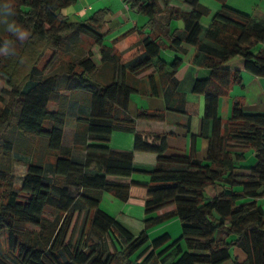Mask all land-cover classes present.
Returning a JSON list of instances; mask_svg holds the SVG:
<instances>
[{
	"label": "trees",
	"instance_id": "1",
	"mask_svg": "<svg viewBox=\"0 0 264 264\" xmlns=\"http://www.w3.org/2000/svg\"><path fill=\"white\" fill-rule=\"evenodd\" d=\"M123 2L147 17L150 28L124 58L113 53L114 43L104 45L108 8L71 22L63 10L76 0H0V76L8 88L0 97V235H5L0 264H264V115L246 113L235 102L222 125L218 109L219 99L240 82L238 71L221 68L227 60L240 57L247 72L264 78V50L255 52L264 43V26L252 25L251 16L223 5L204 30L201 19L210 10L199 0H180L188 10L173 0ZM173 21H181L182 29L171 30ZM81 37L98 48L101 69L91 48L59 61L51 73L37 68L49 51L48 65H56L63 50ZM14 44L21 47L19 58L11 56ZM185 47H194V62L202 58L211 70L209 78L195 80L192 88L204 98L202 124H212L205 161L168 154L170 134L136 123L163 121V112L127 114L131 95L142 93V73L155 68L174 87L182 60L168 62L160 53L170 49L184 54ZM147 82L154 96V78ZM74 91L86 93L82 103L90 108L87 118L79 119L84 140L77 135L78 145L64 141L69 93ZM114 131L134 135L133 152L108 147ZM75 149L85 152L83 160L72 157ZM236 149L252 151L254 164H245L244 153ZM136 152L156 157L153 169L143 171L147 181H110L108 177L132 176ZM14 153L29 159L18 188L13 164L23 161ZM50 158L52 182L45 176ZM209 186L220 192L205 200ZM104 192L123 203L130 198L144 202L146 219L139 235L99 208ZM172 220L181 224L178 238L164 234L149 242V230ZM234 249L244 254L243 261L233 255Z\"/></svg>",
	"mask_w": 264,
	"mask_h": 264
},
{
	"label": "crops",
	"instance_id": "2",
	"mask_svg": "<svg viewBox=\"0 0 264 264\" xmlns=\"http://www.w3.org/2000/svg\"><path fill=\"white\" fill-rule=\"evenodd\" d=\"M120 1L123 0H76V3L72 6L71 10H66L67 14H63L69 20L73 17L75 21L70 20L71 22H77L91 16L92 14H88L92 13L96 6H99V8H97L98 10L102 7H109L108 9L110 10L112 6H114L116 13L108 14L105 18V25L102 30L105 35L104 45L106 47H111L110 44L106 43V36L110 35L112 32H117L118 36L112 39V42L114 43L112 46L113 53L124 58L137 49V47L141 44V40L147 35V30L142 32L138 29L139 24L136 22V17H132L128 7L125 4L121 5ZM260 1L261 3L264 2V0ZM261 3L259 5H261ZM106 5L109 6L107 7ZM258 7L260 10H255L251 16L254 19L252 25L264 26V6ZM209 15L211 16L210 22L205 28H203L204 30L209 27L214 14L212 15L210 12ZM182 26L183 25L180 21L179 27H177L173 21L171 23V30L182 29ZM142 27H145V25ZM125 28H127V30L120 34V31ZM125 33L129 34L122 38ZM259 49L264 50V43L257 47L255 52ZM91 50L93 52L92 59L94 60V57H97V61L94 60L96 67L101 69L103 64L101 62V56L98 48L92 44ZM185 50L186 52L184 54L174 52L170 49L162 50L160 53V57L168 62L172 61L175 57L182 60L183 67L177 75V81H175L174 87L171 85V81L166 79L164 75L159 74L155 68H151L138 76L142 86V93H134L136 97L133 98L132 95L134 94L131 95L127 106V114L131 118H134L137 112L141 110L149 112H163V121H137L136 123L139 126L164 129L166 133L170 134L167 139L168 154L191 156L198 161H205L208 149V138L211 135L212 124L210 121H205L202 124L204 98L203 95L193 93L192 88L195 80L209 78L211 70L206 68L202 58L194 62V56L196 53V49L194 47H185ZM50 59L51 57H48L44 61V66L40 71L47 74L52 72L53 67L48 65ZM221 68L228 71H238L240 74V82L234 83L228 90L227 94L219 99L218 109L222 125L230 117L232 106L235 102H239L246 113L264 115V78L256 77L247 72L244 69V62L240 57H234L227 60L221 65ZM149 77L154 78L157 88L154 96H151L149 93L147 82ZM69 96L71 98L69 108L71 110V114H68L69 116L66 119L64 141L70 145H78L76 142L77 135L82 137L81 142L84 140L81 135L83 133V126L79 119L87 118L90 108L88 106L89 104L85 105L82 103L83 100L85 101L86 93L74 91L69 93ZM49 109L54 110L55 106L50 105ZM132 135L133 134L129 132L114 131L111 134L107 145L114 151L133 152L134 135L133 137ZM113 143L115 146H111ZM235 151L244 153L245 164H254L251 163L252 160L255 161L254 153L252 151L246 149H236ZM84 156L85 152L81 149H75L72 151V157L76 160H83ZM155 160V156L134 153L133 167L135 172L132 176L130 178L108 177V179L110 181L120 183H128L130 180L142 182L147 181L148 177L143 174V171L152 170L155 165ZM52 169L53 168L49 166V172L51 173L49 175V182H52L54 179ZM237 173L247 175L248 171L238 170ZM219 192V188L212 186L205 188V200L214 198L219 194ZM110 196L113 197V195ZM102 198L104 199V195H102ZM114 204L117 206V213H124V211L127 210L126 208L130 206L128 207L130 211H133V208H137L144 214V202L140 199L130 198L127 202L122 204V207L120 206V203ZM171 209L172 207L165 208L159 211L158 214L170 211ZM144 217L146 219L145 214ZM114 219L120 224L115 217ZM173 221L174 220L170 222ZM120 225L125 228V226H123L124 224ZM125 229L127 230V228ZM168 235L170 236V234ZM232 253L238 258L239 262L243 261L245 258L244 254L237 249H234Z\"/></svg>",
	"mask_w": 264,
	"mask_h": 264
},
{
	"label": "rangeland",
	"instance_id": "3",
	"mask_svg": "<svg viewBox=\"0 0 264 264\" xmlns=\"http://www.w3.org/2000/svg\"><path fill=\"white\" fill-rule=\"evenodd\" d=\"M199 2L201 5L207 7L210 10L212 15L215 14L216 12H218L223 5L228 7V8L234 9L238 12L247 14L249 16H252V14L255 10H260V8L258 6H260V7L264 6V2L261 3L260 0H199ZM260 3H261V5H259ZM120 4L122 5V4H124V2L120 1ZM172 4L177 5L182 10H188V7H186L184 4H182L180 2V0H173ZM106 6L108 7L109 5H106ZM71 8H72V6L63 10L64 11L63 13L67 14L66 10H71ZM97 8H99V6H96L94 8L93 12L89 13L88 15H91L94 12H96L98 10ZM100 9H104V8L102 7ZM110 10L111 11H109V14L116 13V9L114 8V6H112V8ZM130 13H131L130 15L132 17H136V22H138V24H139L138 29L142 32H145L147 30V34H149L150 28L148 27V25H149L148 24V18L145 16H142V15H139L133 11H130ZM69 15H70V13H69ZM210 17L211 16L209 15V16L203 17L201 19V25L203 28H205L209 24ZM70 20L73 21L74 20L73 17H71ZM174 23L177 25V27H179V21H174ZM144 25H145V27H142ZM126 30H127V28L120 31L121 32L120 34L124 33ZM117 36H118L117 32H114V33L112 32L110 35H107L106 36V43L112 45L113 44L112 39L116 38ZM20 37H21V39H23V37H25L24 33H21ZM16 45L17 44H14V45H12V48H10V51H11L10 53H11V56L13 58H19V56H20L19 53H20L21 47L16 46ZM91 46H92V42L89 39L79 38L77 43L72 45L70 50H68V51H66V49L63 50L64 54L60 56V59L56 60L57 64L56 65L54 64L52 69L54 70V68H56L59 61L63 60L66 62L69 60L70 56H78V53H80L82 55L83 53H85V51H87L89 48H91ZM66 52H68V54H66ZM51 54H52L51 51H49L45 55L44 59L38 64L37 68L39 70H41L42 67L44 66V63H45L44 61L48 57H52ZM94 60L97 61L96 56L94 57ZM2 70H3V66L1 64L0 65V75L4 76V74L2 73ZM49 73H51V72H49ZM1 76H0V97L3 96L2 91L5 89H8L6 86V81H5L4 77H1ZM133 97H136V95L135 94L132 95V98ZM0 107H3V104L0 103ZM132 137H133V135H132ZM132 141H133V138H132ZM111 146H115V144L113 143ZM136 153H139V152H136ZM140 154L155 156L154 154H151V153H140ZM14 158L21 159L23 161V162H14V164H13V170H14V174H15L14 185L16 188H18L21 186L22 180L26 174V164H24V163L29 161V159L26 156H19L18 154H15ZM49 160H51V161H48L49 163H47L45 165L46 170L49 169L50 162L51 163L54 162V158H52V159L50 158ZM254 162L255 161L252 160L251 163H254ZM50 174L51 173L49 171H47L45 176L49 179ZM103 195H104V199L102 198V200L100 201V204H99V208L102 211H105L109 215H112L113 217H115L120 222V224H122V225L124 224L123 226H125V228H127V230L133 236L139 235L144 230V222L142 220H144L145 217H144V214L142 211L138 210L137 208H133V211H130V209L128 208L130 206H128L126 208L127 210H125L124 213H122V212L117 213L118 209L114 203H120L121 207L123 206L122 205L123 203H121L114 196L113 197L110 196V195H112L110 193H103ZM109 197H111V198H109ZM113 201H114V203H113ZM84 215L85 214H83V216L80 219L75 239H78V236L80 235V231L83 228V221H84V217H85ZM164 233L170 234L172 239L177 238L181 234L180 222L177 220H174L173 222H169L167 224H163V225L157 226V227L149 230L147 232V235L149 237V242L151 240L163 235ZM4 245H5V235L3 233L0 235V250L1 251H3Z\"/></svg>",
	"mask_w": 264,
	"mask_h": 264
}]
</instances>
